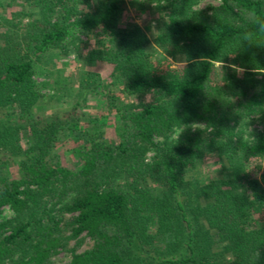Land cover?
Wrapping results in <instances>:
<instances>
[{
	"label": "trees",
	"instance_id": "obj_1",
	"mask_svg": "<svg viewBox=\"0 0 264 264\" xmlns=\"http://www.w3.org/2000/svg\"><path fill=\"white\" fill-rule=\"evenodd\" d=\"M201 1L137 0L164 10L149 38L125 0H18L24 53L0 44V264H54L71 239L65 264H264V0ZM82 44L109 76L37 119L36 65ZM88 94L99 115L78 109Z\"/></svg>",
	"mask_w": 264,
	"mask_h": 264
},
{
	"label": "rangeland",
	"instance_id": "obj_2",
	"mask_svg": "<svg viewBox=\"0 0 264 264\" xmlns=\"http://www.w3.org/2000/svg\"><path fill=\"white\" fill-rule=\"evenodd\" d=\"M137 0H125L124 20L128 18L137 22L142 30L152 38V34L158 32L162 25L158 22L164 14V10L156 11L153 13L142 12L138 9ZM219 0H202L198 7H206L208 5H217ZM22 9H26L25 6H21L18 0H0V44L4 41L8 47L12 49V52L16 55H22L24 53V46L27 42V36H23L22 27L25 25L27 18L23 17L16 12ZM151 21L149 28L144 25ZM82 40H85L84 36H80ZM171 60V59H170ZM173 65H177L180 61L172 60ZM219 70L226 69L228 67L236 66L233 60L224 63H216ZM264 71V69H262ZM111 72V68L105 62L100 60H94L87 56V48L85 44H82L78 50L72 49L69 53H48L42 57L41 61L36 65V73L34 75L35 81L39 85V93L45 95L44 108L34 110L33 115L37 119H49L51 116L49 113L58 114L60 117L66 116L68 113L65 110L64 104L68 100L71 102L80 100L83 97L81 93V85L94 86L97 82L106 81ZM220 72V71H219ZM80 94H79V93ZM49 96V97H48ZM88 106L85 108L83 101L79 103V110H85L92 114H100L104 108L103 100L98 94H88ZM201 127V125H195L194 128ZM253 128H259L258 124H253L249 127V131ZM60 149V148H59ZM4 156V155H3ZM207 171V170H206ZM205 170L202 167L194 169L186 176V181L190 183L195 178H201L206 175ZM3 215L10 217L12 211L9 208H5ZM77 239H71L68 242L66 248L60 251L59 254L52 258L54 264H65L71 258L70 249L75 247ZM92 242L85 238L82 240L78 252L87 249L91 246Z\"/></svg>",
	"mask_w": 264,
	"mask_h": 264
},
{
	"label": "clouds",
	"instance_id": "obj_3",
	"mask_svg": "<svg viewBox=\"0 0 264 264\" xmlns=\"http://www.w3.org/2000/svg\"><path fill=\"white\" fill-rule=\"evenodd\" d=\"M245 39L247 40V39H249V37H245Z\"/></svg>",
	"mask_w": 264,
	"mask_h": 264
}]
</instances>
